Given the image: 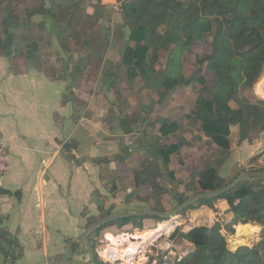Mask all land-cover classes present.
Instances as JSON below:
<instances>
[{
	"label": "rangeland",
	"instance_id": "rangeland-1",
	"mask_svg": "<svg viewBox=\"0 0 264 264\" xmlns=\"http://www.w3.org/2000/svg\"><path fill=\"white\" fill-rule=\"evenodd\" d=\"M44 1H46L45 6L47 8L54 6V12L58 20L56 25H54L51 18H44L43 15H35L29 18L28 14L39 7L41 0H0V41L2 42L7 38L1 25L6 16H13L10 19L13 27L10 28L12 39L9 43V49L0 46V58L9 59L12 63V69L23 71L21 65L27 64V68L30 65L48 75L53 74L54 79L59 80L61 78L60 81L66 82L65 99L67 103L74 106V121L78 120L77 122L70 121L67 123L68 135L70 130L79 128L75 138L83 141L81 153L86 152L91 147V141L96 134L95 126L83 123L85 121L83 118L93 119L99 125L101 133H103L101 127L103 126L106 130L107 128L112 130V133L123 134L119 124L122 119L127 118L126 112L138 116L139 122L131 124L133 132L127 140V143L131 142L134 146L136 158L138 150L141 149L138 141L140 133L145 132L150 135V137L145 136L144 141H148L147 138L151 139L152 135L156 136L158 133L151 124V121L156 118L155 116H164L186 125L188 123L186 115L196 107L203 88H215L216 76L208 70L207 63L203 64L201 62L213 51L210 43L206 45L197 44L194 46L193 51H185L176 58L186 78L198 72L200 76L204 77L206 83L198 81L190 87L180 86L179 89L172 92L168 91L169 95L160 100V94L145 87L142 78L138 77L131 83L129 80L130 74L124 67L120 72V77L113 75V72L121 63L123 52L129 43L130 34L129 29L124 25L121 14L123 4L121 0H117V4L114 1V7L111 10H105V12L100 10L97 1L83 0L81 5L84 7L85 12L93 14L95 19L93 27L90 26L91 23L87 25L86 36L80 35V41L69 36V34L72 31L82 34L81 30L85 21L80 18L81 9L77 10V23L67 30V34L57 38L56 31L58 29L63 31L66 28L70 18V6L81 0ZM116 7H118V10H116ZM15 18H18V20L16 21ZM64 40L66 42L63 48L62 43ZM65 48L68 50L64 51ZM168 65V53L162 51L160 60L156 65L157 70L165 72ZM263 82L264 67L261 76L252 89L241 90L239 96L249 98L252 103H257L259 100L264 101V94L260 89ZM204 95L209 97L207 92H204ZM231 105L238 108L235 102H231ZM146 114L150 117L143 119ZM80 119H82L81 122ZM239 133L238 126L231 128L232 150L228 160L219 172L227 183L232 182L242 173L255 172L254 170L264 163V133L253 134L249 142L243 143L239 141ZM184 136L191 140V146L185 147L187 148V161L181 157V154L174 155L169 166L166 167L161 160L152 156V153L150 156L159 162L162 170L160 182L161 186L167 190V195L163 198L166 211L178 207V199L181 196L187 198L199 193L190 186L192 176L200 172L201 165L207 164L215 157L216 147L213 146L211 141L206 140L209 138L204 139L197 130L187 132ZM128 137L125 136L124 138ZM111 156L114 157L113 161L117 163L119 155ZM126 158L128 159V156ZM138 168H140V160L137 157L130 160L129 166L123 168V177H109L105 181L106 185L100 187V189L111 191H109L110 200L112 198L116 199V196L113 197L112 194L114 191H118L119 188L121 189L123 193L120 194L118 201L120 209L129 208V211H139L151 209L153 206V201L148 204L138 200L144 198L151 191L148 187L144 188L141 191L142 196H139L140 190L136 191L132 174ZM128 190L131 191L133 196L131 199H134L131 200V203L126 204L123 201ZM109 202V200L101 199L100 205L110 207ZM209 205L207 202L197 203L188 212L162 222L166 223L165 229L155 240L153 239L154 241L152 240L153 242L146 248L145 252L140 254L137 251L134 254L135 264H174L176 260H181L193 252L195 250L193 245L173 237L174 232L178 229L182 232H188L196 227L219 225L226 237L229 250L232 252L243 246L253 248L261 242L263 231L261 225L247 224L246 226L241 225L237 229L235 227V234L232 235L225 229L233 218L226 202L220 200L211 203V207ZM118 211L121 212L115 209L112 213ZM96 219L97 221L101 219V215ZM144 224L143 229L149 230H154L158 225V223L149 221ZM133 225L134 223L120 228L116 226L108 227L99 235L93 236L92 245L97 252V264H100V262L103 264H127L121 258L123 255L121 252L122 250L129 251L130 243L127 242L123 246H119L120 243L117 242L116 238L124 235H131L132 237L138 235V232L132 227ZM249 225H253L252 228L239 232ZM255 227H258V230L256 229L254 232ZM130 241L131 243L138 242L133 239Z\"/></svg>",
	"mask_w": 264,
	"mask_h": 264
},
{
	"label": "trees",
	"instance_id": "trees-1",
	"mask_svg": "<svg viewBox=\"0 0 264 264\" xmlns=\"http://www.w3.org/2000/svg\"><path fill=\"white\" fill-rule=\"evenodd\" d=\"M82 1L70 6V18L66 28L56 33L57 38L67 34V30L77 23L79 9L82 10L80 18L85 21L82 34L72 31L69 36L80 41V35L87 34V25L91 23L90 26L93 27L95 16L85 12L81 5ZM45 4L46 1L41 0L39 7L28 14L29 18L43 15L44 18H51L56 25L58 20L54 6L47 8ZM121 11L124 25L130 33L129 43L113 75L120 77L124 67L130 74L131 83L138 77L142 78L145 87L160 94V100L169 95L168 91L172 92L180 86L190 87L198 81L206 83L198 72L186 78L176 58L185 51H193L197 44H211L212 53L201 62L207 63L208 70L216 76L215 88H203L196 107L186 115L188 120L186 125L177 120L158 116L152 124L153 128L159 126L158 134L153 137L155 141L151 143L150 149L153 155L168 167L174 155L181 154L185 147L191 146L184 134L197 130L211 140L216 151L215 157L207 164H203L204 168L197 175L192 176L190 186L199 193L225 187L229 183L219 172L232 150L231 128L239 127L240 143L249 142L253 134L264 133V101L252 103L249 98L239 96L241 90L252 89L264 67V0H129L122 4ZM12 17L6 16L1 25L7 39L0 41V46L8 49L12 39L10 33V28L13 27L10 20ZM65 42L66 40L62 43L63 48ZM162 51L168 53L169 65L165 72H160L156 66ZM204 92H207L209 97L205 96ZM231 102H235L238 108L232 107ZM126 117L120 121V125L128 135L133 132L131 124L138 123L139 117L133 114ZM171 137L176 143L170 144ZM254 171L264 173V163ZM161 177L159 162L148 159L142 163V170L136 171L135 185L137 190L144 187L151 189L150 193L144 198H139V201L148 204L153 201L151 209L165 212L162 200L167 195V190L161 186ZM131 197L133 196L130 195L128 200L130 202L134 199ZM188 198L181 196L178 204H182ZM220 200L227 202L233 214L231 222L225 228L228 233L234 235L235 227L237 229L241 225L264 226V181L242 182L221 198L204 200L198 204L207 202L211 205ZM112 212V209L102 210L101 218L111 215ZM145 219L130 218L113 222L96 230L90 239L92 241L93 236L115 225L123 227L134 223L135 228L143 231ZM152 219L158 222L166 221L160 217ZM96 221L94 218L91 223ZM173 237L190 243L195 249L181 260H176L174 264H264V228L258 245L253 248L243 246L235 252L229 250L228 242L219 225L196 227L189 232L178 229ZM11 245H13L11 254L13 259L17 260L14 251L19 246L13 242ZM4 252L8 255V250Z\"/></svg>",
	"mask_w": 264,
	"mask_h": 264
},
{
	"label": "crops",
	"instance_id": "crops-1",
	"mask_svg": "<svg viewBox=\"0 0 264 264\" xmlns=\"http://www.w3.org/2000/svg\"><path fill=\"white\" fill-rule=\"evenodd\" d=\"M95 1L102 12L111 10L113 3L117 4V0ZM61 31L58 29L56 32ZM6 59L0 58V134L8 143L10 164L4 187L0 189V264L87 261L89 256L85 253L83 234L92 224L91 220L101 215L102 210L129 211V208L120 209L118 205L123 193L120 188L112 194L116 199L110 200V190L100 187L106 185L109 177H123V168L138 157L140 168L132 174L133 185L137 189L135 173L142 170V163L146 160H155L150 157V145L156 136L144 141L145 136L150 135L140 133L141 149L135 158L134 146L127 143L131 134L124 131L123 134L112 133L103 126L101 133L93 119L83 118V123L95 126L96 134L91 136V147L81 153L83 141L75 138L79 128L70 130L68 135L67 123L78 120L74 121V106L65 99L66 82L30 65L27 68V64L21 65L23 71L12 69L11 61ZM147 117L150 115L146 114L143 119ZM120 128L123 130L121 125ZM155 128L158 132L159 126ZM199 135L207 138L204 134ZM174 143L176 140L171 137L170 144ZM186 149L181 153L185 161ZM111 155H119L117 163ZM200 168L203 169V165ZM144 188L139 196H142ZM130 195L128 190L123 203H131L128 201ZM101 199L109 200L110 207L101 206ZM162 204L165 207L164 200ZM146 221L162 223L148 218L143 225ZM132 227L138 233L147 230ZM11 242L19 246L14 251L17 260L11 254ZM5 250H8V255Z\"/></svg>",
	"mask_w": 264,
	"mask_h": 264
},
{
	"label": "water",
	"instance_id": "water-1",
	"mask_svg": "<svg viewBox=\"0 0 264 264\" xmlns=\"http://www.w3.org/2000/svg\"><path fill=\"white\" fill-rule=\"evenodd\" d=\"M255 181H264V173H260V172L242 173L238 175L232 182L227 184L225 187L219 190H216V191H207V192H200V193L194 194L188 199H186L178 207L170 211L160 212L158 210L148 209V210L123 211V212L113 213L91 224L85 230L83 234V242L86 248V252L89 256V259L87 261L62 260L54 264H95L97 252H96V249L92 245L90 237L92 233H94L96 230L102 228L105 225H108V224H111L113 222H117L123 219H130V218L148 219V218L160 217L165 220H170L174 217L181 215L185 210H187L188 208L194 206L195 204L201 201L221 198L225 194L233 191L242 182H255ZM262 228H264V226H262Z\"/></svg>",
	"mask_w": 264,
	"mask_h": 264
},
{
	"label": "bare ground",
	"instance_id": "bare-ground-1",
	"mask_svg": "<svg viewBox=\"0 0 264 264\" xmlns=\"http://www.w3.org/2000/svg\"><path fill=\"white\" fill-rule=\"evenodd\" d=\"M260 89H261V92L264 94V82L262 83V86L260 87ZM252 226L253 225H249L248 227H246L244 229H241L239 232H241L243 230H248V228H252ZM165 227H166V223H160V224L157 225V227L154 230L147 229V230H145L143 232L138 233V235L135 234L136 236H133V237L131 235H124V236L117 237L116 240H117L118 243H120L119 246H123L127 242L130 243V245H129V251L122 250V252H121L123 254L121 256V258L123 259V261L125 263H127V264H135L134 254L137 251H139L140 254H142L143 252H145L146 248L149 245H151V243L158 237L159 234H161V232L165 229ZM257 228L255 227V229H253V231L255 232ZM132 239L133 240H136L138 242L131 243L130 240H132ZM141 263H143V262H141Z\"/></svg>",
	"mask_w": 264,
	"mask_h": 264
},
{
	"label": "built area",
	"instance_id": "built-area-1",
	"mask_svg": "<svg viewBox=\"0 0 264 264\" xmlns=\"http://www.w3.org/2000/svg\"><path fill=\"white\" fill-rule=\"evenodd\" d=\"M129 0H121L122 3ZM118 10V7H116ZM10 164L9 146L3 135L0 134V189L4 187L5 175L8 171Z\"/></svg>",
	"mask_w": 264,
	"mask_h": 264
}]
</instances>
